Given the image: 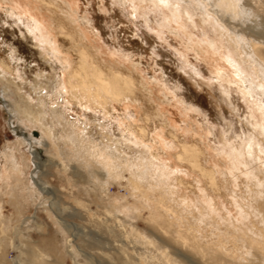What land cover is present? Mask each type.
Listing matches in <instances>:
<instances>
[{
    "label": "bare ground",
    "instance_id": "6f19581e",
    "mask_svg": "<svg viewBox=\"0 0 264 264\" xmlns=\"http://www.w3.org/2000/svg\"><path fill=\"white\" fill-rule=\"evenodd\" d=\"M2 1L0 19L7 22L13 17L17 18L23 28L33 36L37 47L44 45L45 55H49L51 61L59 64L56 66L58 84L53 87L55 91L41 99L44 110L42 113L52 117L53 125L48 132L59 131L58 128L61 127L64 132L63 140H55L52 138L53 133L49 135L47 132L48 135H45L43 131L42 137L51 139L49 156L55 163H60L64 174L68 169L74 171L73 163L83 170L81 174L84 180L71 179L74 182L71 198L77 207L85 214L91 213L89 202L96 204L97 208L101 207L103 212L111 217L112 224L120 236L133 245L131 249L136 251L134 247H140L143 250V257L138 254L142 264H264V165L260 163L264 158L259 156V150L253 149L254 158L250 159L244 141L237 138L231 141L226 136L220 153L225 156V166L218 169L210 163L211 157L209 158L203 140L194 138L193 135L191 140H188L183 134L179 135L165 108L160 107L151 113L144 112L139 115L135 103L138 100L140 81L135 76L136 73H126L101 64L94 51H90L85 45L84 33L81 31L78 34L76 28V34L68 26L67 22L72 21H69L68 15L65 17L63 9L66 10L65 5L71 8L72 3L65 0ZM209 2L212 7H209L206 13L190 12V21L194 22L195 16H201L204 24H211L213 29L215 28V33L225 35L230 51L229 58L247 76L258 77L260 67L264 65V0ZM237 3L238 6H233ZM216 4L224 6L215 7ZM43 9L54 14L53 24L59 28L57 33L60 36L58 38L62 39V44L54 33V28H49L42 13ZM170 14L169 20L177 24L181 21L179 19L183 18V15L176 17ZM219 38V41L223 39ZM211 45L216 47L215 41H211ZM7 52L6 48L0 49L1 54ZM2 59L0 57V66L7 72H14L7 58H4L5 62H2ZM219 73L221 83L226 81L230 85L226 87L222 83L220 86H223V92L228 96L232 94L230 80L234 78L232 80L241 88L249 106L262 117L263 123L260 124L256 115L250 112L245 115V119L254 129L252 137L259 143L260 129L264 127V113H261L257 106V100L248 97L243 80L237 81L235 77L228 75V71L220 70ZM218 78L219 76L215 79ZM255 95L260 97L264 94L256 91ZM59 101L75 105L82 112L94 111L106 120L105 126L111 123L115 128V125H118L116 127L120 133L117 132L115 144L106 145L94 136L91 138L89 132H86V123L80 125L79 121L66 119L64 122L60 119L57 114ZM54 104L55 107L52 106ZM10 109L13 112L17 110V116H20L21 112L16 107L10 105ZM78 118L82 120L80 115ZM154 119L160 131L157 142L152 138L149 129L153 126ZM39 121L40 117L31 122V127L40 128ZM58 123L59 127L56 126ZM110 125L105 128H111ZM165 132L171 138L170 142L164 139ZM113 144L115 148L112 147ZM14 149L11 148L10 155L5 154L4 168L7 172L3 173L0 169V222L6 220L2 213L4 195L8 196L14 206L17 218L23 215L24 201L39 197L34 192L36 188L29 186L28 180L22 176L23 173H28L31 160L28 155L23 154V162L20 164ZM57 168L56 170H59ZM8 171L19 181L15 187L1 185L2 181L10 179ZM69 174L71 178L78 176L75 172ZM239 175L243 177L240 180ZM123 179L126 183L124 185L120 182ZM238 180L239 182L235 183ZM114 184L123 185L124 193L111 194L109 189ZM73 188H77V193H74ZM42 192L53 194L47 187ZM228 197L231 199L227 200ZM49 203L53 205L51 199ZM228 204L233 209H230ZM233 210L235 214L232 213ZM50 214L48 213V216ZM3 219L5 220L2 221ZM63 223L62 218L58 217L57 233L60 235H64L65 227L69 228L71 225L66 226ZM72 228L75 230V227ZM109 231L112 233L111 229ZM4 234L2 227L0 241ZM51 245V248L48 246L47 249L53 253L55 248H58L56 244ZM128 245H117V248L128 253ZM70 247L72 248V245ZM30 250L28 256L31 262L46 264L41 250ZM0 264H4L1 256Z\"/></svg>",
    "mask_w": 264,
    "mask_h": 264
},
{
    "label": "rangeland",
    "instance_id": "374dc122",
    "mask_svg": "<svg viewBox=\"0 0 264 264\" xmlns=\"http://www.w3.org/2000/svg\"><path fill=\"white\" fill-rule=\"evenodd\" d=\"M0 1L3 3L2 0ZM65 1L72 3L71 8L63 5L66 7V10L63 9V14L65 17L68 15L69 21H72L67 22L69 28L76 34L81 31L84 33L85 45L90 51H94L101 64L126 73H136L135 76L140 81L138 100L135 103L139 115H143L144 112L151 113L160 107L165 108L179 135L183 134L182 136L188 140H191L192 135L194 138L203 140L209 158L211 157L210 163L218 169H223L225 166L223 159L225 156L220 155L224 138L227 136L231 141L236 138L245 141L244 137L254 132L251 124L245 119V115L250 112L256 115L260 124L263 123L262 117L251 108L252 106H249L241 88L232 80L234 78L230 80L232 94L229 96L231 97L229 98L228 94L223 92V86L220 85L222 83L226 87L230 85L226 81L221 83L219 71H228L229 76L235 77L231 72L232 67L225 59L230 56L227 37L221 36L220 32L215 33V28L213 29L211 24H204L201 16L194 17L196 23L183 16L179 19L182 22L177 24L169 20L171 16L169 12L158 16L147 11L148 2L144 0ZM133 5L135 6L134 15ZM42 13L49 28H54L57 38L60 37L57 33L59 28L53 24L54 14L45 9ZM7 22L0 19V49L8 50L6 54L0 53V57L7 58L14 72H7L0 66V169L3 173L7 172L4 168L5 154L10 155L11 148H15L14 154L17 155L15 156L20 164L23 162V154L28 155L31 166L28 167V173H23L22 176L28 180L29 186L36 188L34 192L39 197L24 201L23 215L17 218L14 206L11 205L8 196L4 195L2 213L6 220L2 221L6 222H0V229L3 227L5 231L0 241V256L4 264H36L29 259L30 249L41 250L46 264H142L139 255H145L143 250L140 247H134L136 251L131 249L133 245L120 236L112 224L111 217L106 215L101 207L97 208L96 204L89 202L91 213L85 214L71 198L73 180L75 178L76 181L81 178L84 180L81 174L83 170L73 163L74 171L68 169L64 174L60 163H55L49 156L51 139L46 140L47 138L42 137V131L45 135H50L51 132L49 133L48 129L53 122L51 116L42 113L44 110L41 97L55 91L53 87L58 84L56 66L59 64L51 61L52 58L49 55H45L44 45L37 47L33 36L25 30V27L23 28L17 18L13 17ZM219 37L223 38L221 42ZM58 39L62 44V39ZM211 41H215L216 47L211 45ZM3 59L2 62H5ZM10 105L21 112L19 117L17 110L13 112ZM57 108V114L64 122L67 119L79 121L80 125L86 123V132H89L91 138L94 136L106 145L115 144L117 141L116 126L118 125L113 128L110 123L111 128H105L109 127V125L105 126L106 120L94 111L82 112L77 106L64 104L61 101ZM77 115H80L82 120H79ZM36 117L37 119L40 117L38 123L40 128L25 127V120L31 125V122L37 120ZM153 122V126L149 129L152 138L157 142L160 131L155 119ZM56 126L59 127L60 123ZM58 129L60 132L52 131V138L63 140L64 132L61 131V127ZM163 137L170 142L171 138L166 132ZM39 138L42 140L40 141ZM114 144L112 147L115 146ZM71 172H75L78 176L72 175L73 178H71L69 174ZM241 178L243 177L239 175V180ZM18 182L14 174L10 173V179L2 181L1 185L15 187L19 184ZM34 182L37 183L34 184ZM120 182L123 185L126 184L124 179ZM123 185L114 184L109 189L110 193L114 195L124 193ZM44 186L50 188L53 194H44L42 192L45 189ZM73 190L75 193L77 188ZM47 198L51 199L53 205H50L49 200H44ZM229 199L231 198L228 197L227 200ZM228 207L233 209L230 204ZM232 213L235 214V211L233 210ZM58 217L62 218L63 224L66 226L71 224L75 230L69 225V228L65 227L64 235L57 233ZM68 241L71 242L68 243ZM51 244L57 245L58 249L55 248V253L47 249L48 246L51 248ZM122 244H129L128 253L121 252L117 248Z\"/></svg>",
    "mask_w": 264,
    "mask_h": 264
},
{
    "label": "snow or ice",
    "instance_id": "6c2138e0",
    "mask_svg": "<svg viewBox=\"0 0 264 264\" xmlns=\"http://www.w3.org/2000/svg\"><path fill=\"white\" fill-rule=\"evenodd\" d=\"M224 5L216 4L215 7H223ZM233 6H238V3ZM133 15L135 14V6L133 5ZM212 7L209 0H148L146 10L152 13L162 16L165 12L172 13L174 16L179 17L181 15L187 16L189 21L192 16L189 13L201 14L206 13L207 9ZM227 63L233 69V75L237 81L243 80L246 85V91L248 97L257 100V106L259 107L261 113H264V95L256 97L255 92L258 91L264 94V65H261L258 77H250L243 73L238 66L230 58H225ZM63 91H67L63 89ZM55 107V105H53ZM25 127H30L29 121H24ZM19 131V130H18ZM245 145L247 148V155L250 159L254 158L253 149L259 150V156L264 158V127L260 129V142H255L252 134L245 137ZM21 140V144H23ZM260 163L264 165V159L260 160Z\"/></svg>",
    "mask_w": 264,
    "mask_h": 264
}]
</instances>
